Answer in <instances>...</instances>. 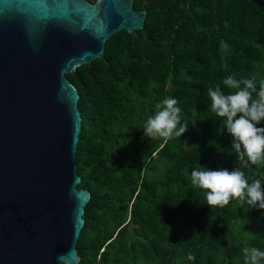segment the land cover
Instances as JSON below:
<instances>
[{
	"label": "trees",
	"instance_id": "16d2710c",
	"mask_svg": "<svg viewBox=\"0 0 264 264\" xmlns=\"http://www.w3.org/2000/svg\"><path fill=\"white\" fill-rule=\"evenodd\" d=\"M133 8L146 10L144 28L111 36L104 60L66 75L80 95L77 188L91 194L78 264H244V249L264 251V210L235 198L207 206L191 170L238 167L264 183V163L245 168L230 153L207 94L217 84L235 91L222 84L231 75L254 77L257 88L264 81V0H133ZM165 97L189 122L167 143L142 129Z\"/></svg>",
	"mask_w": 264,
	"mask_h": 264
},
{
	"label": "water",
	"instance_id": "95a60500",
	"mask_svg": "<svg viewBox=\"0 0 264 264\" xmlns=\"http://www.w3.org/2000/svg\"><path fill=\"white\" fill-rule=\"evenodd\" d=\"M146 13L133 0H0V264H78L91 194L77 188L80 95L66 75Z\"/></svg>",
	"mask_w": 264,
	"mask_h": 264
},
{
	"label": "clouds",
	"instance_id": "9594fccd",
	"mask_svg": "<svg viewBox=\"0 0 264 264\" xmlns=\"http://www.w3.org/2000/svg\"><path fill=\"white\" fill-rule=\"evenodd\" d=\"M222 84L235 90L225 93L221 85L208 88L210 105L208 110L223 120V130L231 135L230 153L234 151L237 160L245 168L264 163V81L259 88L254 77L239 78L235 75L223 79ZM178 101L165 97L154 105L142 129L147 138H162L165 143L180 138L188 129L189 122L181 116ZM194 123V121L192 122ZM191 184L205 193L207 206L224 207L232 199L249 209L264 210V183L253 179L250 183L245 172L238 167L208 169L203 166L191 170ZM244 264H264V251L257 247L243 250ZM188 260H195L189 254Z\"/></svg>",
	"mask_w": 264,
	"mask_h": 264
}]
</instances>
